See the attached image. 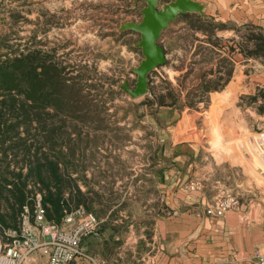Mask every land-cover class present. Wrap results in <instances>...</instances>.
I'll return each instance as SVG.
<instances>
[{
    "label": "rangeland",
    "instance_id": "1",
    "mask_svg": "<svg viewBox=\"0 0 264 264\" xmlns=\"http://www.w3.org/2000/svg\"><path fill=\"white\" fill-rule=\"evenodd\" d=\"M168 1L161 0V4ZM142 5L140 2L134 6V0H0V58L21 51H57L56 58L71 66L70 75H82L86 77L84 81L94 85L91 87L93 97L106 107L109 120L115 124L113 127L120 130L117 136L110 133L96 139V143H101L97 153L101 167L87 169L86 175L95 174L101 181H113L109 188L116 196L113 194L111 198L121 203L114 218H122L126 223L151 222L152 213L144 212L145 208L154 207L156 202L157 211L158 207L163 210L166 207L164 203L155 202L159 191L153 178L154 161L159 145L165 143L159 141L158 135L168 126V121L171 128L176 121L170 115L163 118L157 106L141 104L147 97H153L155 91L178 95V105L183 110L189 107L196 111L192 124L195 131L190 132L200 143L202 160L200 173L192 178L203 179L205 189L214 190L212 198L220 190H229L239 196L240 203L242 197L247 202L256 199L257 196L247 193L249 189L259 195L264 193V158L255 144V138L264 129V114L258 112L261 101L253 103L249 96L254 95L258 87H264V64L259 60L258 63L240 61V51L232 49L238 47L241 39L235 24H227L226 34L220 35V30L217 31L215 37L219 40H216L179 18L162 36L167 61L149 76L152 93L133 98L121 85L127 79L131 88L135 86L137 75L131 68L137 67L143 58L141 50L135 46L140 35L120 32L119 26L121 21H129L134 16L141 18ZM175 49L180 51H172ZM193 63L197 70L192 75L173 72L177 67L193 68ZM218 68L223 72L232 71L223 89L206 93L204 101L195 107L181 104L200 97L201 94H194L200 83L194 79L203 69L209 73L210 69ZM208 79L211 84H220L217 74ZM231 87L233 92L227 94ZM224 94L223 101L216 104L214 98ZM173 99L172 96L166 98L167 101ZM188 120L189 117L184 118L178 129H183ZM230 167L234 169L232 177L226 180V168ZM213 171H217L216 180L221 181L218 187L210 184ZM81 185L85 190L86 186ZM105 192L110 194L106 188ZM97 207L101 212L99 218L105 221L108 211L105 213L102 207Z\"/></svg>",
    "mask_w": 264,
    "mask_h": 264
},
{
    "label": "trees",
    "instance_id": "2",
    "mask_svg": "<svg viewBox=\"0 0 264 264\" xmlns=\"http://www.w3.org/2000/svg\"><path fill=\"white\" fill-rule=\"evenodd\" d=\"M180 18L207 34L209 39L217 31L229 29L226 23L196 13H186ZM235 29L241 32L238 48L243 56L264 64V28L248 22ZM56 54L57 51H21L0 58V233L18 227L22 207L32 203L30 197L36 191L43 195L47 218L55 221H61L65 210L80 205L101 217L97 205L105 212L121 204L111 198L113 181H101L95 174L86 175L87 169L101 167L97 157L101 143H96V139L110 133L117 136L120 128L113 127L115 124L109 120L106 107L93 97L94 85L84 81L86 77L82 75H70L71 66L59 61ZM215 72L219 85L211 84L206 72L194 92L201 94L200 97L181 104L195 107L204 101L206 93L223 89L232 71L217 69ZM188 73L190 70L185 74ZM232 87L227 94L233 92ZM152 94L153 97H147L141 104L183 110L178 105V95L156 91ZM167 96L174 99L167 101ZM225 96L214 100L223 101ZM249 98L253 103L261 101L258 112L264 114V87H258ZM81 183L86 186L85 190ZM114 212L103 221L106 227L111 226Z\"/></svg>",
    "mask_w": 264,
    "mask_h": 264
},
{
    "label": "crops",
    "instance_id": "3",
    "mask_svg": "<svg viewBox=\"0 0 264 264\" xmlns=\"http://www.w3.org/2000/svg\"><path fill=\"white\" fill-rule=\"evenodd\" d=\"M201 1L208 4L206 12L210 14L209 18L226 24L233 23L235 27L252 22L264 28V0ZM140 19L134 16L130 20ZM227 31L221 30L220 35ZM233 51H239V48L234 47ZM239 53L241 62L258 63V60L247 59ZM193 65V68H174L173 72L179 74L192 70L189 73L192 75L197 70L196 64ZM203 70L194 80L201 81L202 75L206 73ZM213 70L215 72L217 69ZM214 74L208 73L207 79ZM219 103L221 101L216 102ZM160 113L163 118L170 115L176 121L174 128L169 126L168 121V126L162 130L163 134L158 135L159 141L165 143L159 145L154 161L156 169L153 178L159 191L155 202L164 203L165 209L158 207L157 211V202L154 203L155 208H145L144 212H150L153 216L151 222L145 223L133 220L126 223L122 218L118 220L113 217L111 226L106 227L104 219H101V236L86 238L84 247L98 255L104 264H254L251 259L254 250L264 252V193L259 195L249 189L247 195L257 196L256 199L247 202L242 197L240 206L223 217L207 215L205 209L212 201L214 190L209 187L203 192H190L184 187L190 178L200 173L201 146L191 135L195 131L192 124L195 123L196 111L189 107L179 111L176 107L163 106ZM186 117L189 120L179 130L180 122ZM226 170L228 174L225 178L230 180L234 169L230 167ZM210 177L211 186L218 187L221 181L216 180L217 171L211 172ZM118 208L119 205L112 206L106 220ZM31 264H45V257L36 253Z\"/></svg>",
    "mask_w": 264,
    "mask_h": 264
},
{
    "label": "built area",
    "instance_id": "4",
    "mask_svg": "<svg viewBox=\"0 0 264 264\" xmlns=\"http://www.w3.org/2000/svg\"><path fill=\"white\" fill-rule=\"evenodd\" d=\"M255 144L264 158V129L258 133ZM184 187L190 192H203L205 183L201 178H192ZM30 199L32 203L22 207L18 227L0 233V264H31L36 253L45 257V264H104L83 245L86 238L101 234V219L95 213L80 205L65 210L61 221L49 220L42 193L36 191ZM240 204L237 194L220 190L205 211L209 216L223 217ZM251 259L254 264H264V252L254 250Z\"/></svg>",
    "mask_w": 264,
    "mask_h": 264
},
{
    "label": "water",
    "instance_id": "5",
    "mask_svg": "<svg viewBox=\"0 0 264 264\" xmlns=\"http://www.w3.org/2000/svg\"><path fill=\"white\" fill-rule=\"evenodd\" d=\"M140 2L141 19L139 21H121L120 32H135L140 35L135 44L142 52L143 58L137 67L131 68L136 73L135 86H129V80H124L121 85L133 98L146 95L149 92V76L153 70L163 66L167 61L166 48L162 44L164 32L171 24L186 13H196L208 17V4L201 0H170L161 4V0H134V6Z\"/></svg>",
    "mask_w": 264,
    "mask_h": 264
}]
</instances>
